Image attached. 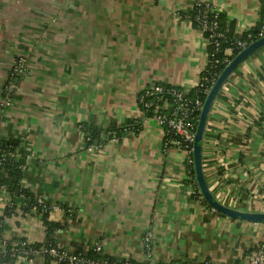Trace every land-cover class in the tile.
<instances>
[{
  "label": "crops",
  "instance_id": "obj_1",
  "mask_svg": "<svg viewBox=\"0 0 264 264\" xmlns=\"http://www.w3.org/2000/svg\"><path fill=\"white\" fill-rule=\"evenodd\" d=\"M196 2L240 34L261 18L262 0H0V139L21 145L24 185L62 226L59 247L100 245L103 256L138 264H243L264 246L263 223L221 216L197 196L192 155L167 146L138 102L157 84L199 85L208 41L185 15ZM20 58L26 74L9 94ZM90 128L99 135L88 145ZM112 129L126 130L117 138ZM203 172L216 201L264 213V48L212 106ZM16 201L7 215L12 196H0V252L15 240L47 242L43 215ZM28 264L59 263L36 256Z\"/></svg>",
  "mask_w": 264,
  "mask_h": 264
},
{
  "label": "trees",
  "instance_id": "obj_2",
  "mask_svg": "<svg viewBox=\"0 0 264 264\" xmlns=\"http://www.w3.org/2000/svg\"><path fill=\"white\" fill-rule=\"evenodd\" d=\"M197 13L196 10L185 14L187 18L194 16ZM214 20V15L210 14L208 16V21L212 22ZM196 27H199L197 23H194ZM264 26V0H262V11L261 18L258 21V24L250 31L244 33H237L235 31V26L233 23H230L228 27L225 26L223 22L222 15L218 16V32L222 34L221 37L212 39V43L208 44V65H207V76L209 78L208 86H211L212 82L217 79V77L223 72L227 66V62L232 61L240 52L238 47L239 42H248L252 43L258 40L261 36L262 28ZM206 38L210 37L209 33L205 34ZM219 43V46L217 44ZM232 50L231 54H228L227 51ZM204 75V73H203ZM166 90H169L171 86L164 85ZM200 93L201 100H206V94L204 90H199L195 88L188 92V98L195 100L196 95ZM126 130V129H125ZM121 130H108L113 131L117 138L121 137L122 133L125 131ZM99 131L95 128H90L87 132L86 137L88 138V145L94 144L98 138ZM112 136V135H110ZM27 167V161L23 153L21 145L16 140L4 141L0 139V188L6 187L7 192L12 196V202L6 210V214L10 215L12 212H15V208L18 206L16 200L20 199L22 201L21 208L26 212H35L43 215V221L46 227L47 232V242L45 244L41 243H29L26 240H15L8 244L7 249L4 252H0V264H14L19 256L26 257V263L36 257L31 251H37L41 248L56 249L57 251H68L58 246L56 239L54 237L55 233L61 229V225L54 223L49 220L50 208L44 209L39 204V199L31 193L24 185V172ZM191 175L195 179V169L192 165ZM3 194L0 189V196ZM201 197L205 203L207 201L202 197L201 194L197 195ZM218 213L217 211H215ZM220 214V213H218ZM221 215V214H220ZM223 216V215H221ZM30 252V253H26ZM77 254H81L86 260L99 261L106 259L109 262H114V260L105 257L102 253L95 251L94 248H91L88 253L82 251H77ZM43 257L46 260V263H50L53 260H57L54 256L50 254H45ZM59 264H68L66 262H59Z\"/></svg>",
  "mask_w": 264,
  "mask_h": 264
},
{
  "label": "built area",
  "instance_id": "obj_3",
  "mask_svg": "<svg viewBox=\"0 0 264 264\" xmlns=\"http://www.w3.org/2000/svg\"><path fill=\"white\" fill-rule=\"evenodd\" d=\"M193 10H196L197 13L189 17L188 19L192 23H197L199 29L202 30L204 35L206 33L210 34L209 38H206L208 44L212 43V39L221 37L222 34L218 32V16L220 13L212 7L210 4L196 2L193 7ZM210 14L214 15V20L212 22L208 21V16ZM261 37H264V26L262 28ZM260 37V38H261ZM251 43L248 42H239L238 47L240 52L246 49ZM219 46V43L217 44ZM227 52H232L228 50ZM239 52V53H240ZM209 62V61H208ZM231 61L227 62V66ZM226 66V67H227ZM207 67L202 75V79L197 86L199 90H204L207 98L210 90L216 83L214 80L211 86H208L209 78L207 74ZM11 76L8 81L7 90L11 94L12 89L15 88L18 77L26 74V63L23 58H20L14 64V67L11 70ZM188 92L181 90L176 87H171L169 90H166L164 85L157 84L148 89L144 90L139 96V105L147 117L154 119L159 127L164 131L165 142L167 146H173L178 150H184L193 156V145L195 140V133L198 127L201 111L203 109L205 100H201L200 93L196 95L195 100H191L188 97ZM2 105H10L9 100H4ZM189 159V164L194 165L193 157ZM3 194H9L6 187L0 188ZM39 204L44 208H50L42 199L39 200ZM215 212V210L213 209ZM149 238H147L148 242ZM95 251L102 253V248L100 245L93 247ZM27 254L30 252H26ZM35 256H42L45 254H50L54 256L57 262H66L68 264H138L132 261H123V262H109L106 259L99 261L86 260L81 254L70 251H57L56 249L41 248L37 251H31ZM19 260L26 261V257L19 256ZM148 264H157V263H148ZM162 264H188L181 262H168ZM204 264H212L206 262ZM243 264H264V246L259 247L249 253L246 260Z\"/></svg>",
  "mask_w": 264,
  "mask_h": 264
},
{
  "label": "water",
  "instance_id": "obj_4",
  "mask_svg": "<svg viewBox=\"0 0 264 264\" xmlns=\"http://www.w3.org/2000/svg\"><path fill=\"white\" fill-rule=\"evenodd\" d=\"M264 48V37L252 42L246 49L240 52L223 70V72L218 77L216 83L210 90L203 109L201 111L198 127L195 133V140L193 145V160L196 182L198 184L200 193L202 197L207 201V203L218 213L222 214L233 220H242L253 223H263L264 224V213H248L238 211L216 201L215 197L210 192L206 179L203 172V140L206 129V124L208 116L212 109V106L220 93L222 87L230 77V75L250 56L257 53L259 50Z\"/></svg>",
  "mask_w": 264,
  "mask_h": 264
}]
</instances>
